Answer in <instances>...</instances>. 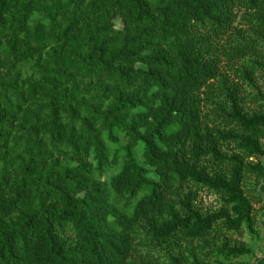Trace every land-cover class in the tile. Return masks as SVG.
Returning <instances> with one entry per match:
<instances>
[{"label": "trees", "instance_id": "16d2710c", "mask_svg": "<svg viewBox=\"0 0 264 264\" xmlns=\"http://www.w3.org/2000/svg\"><path fill=\"white\" fill-rule=\"evenodd\" d=\"M258 72L264 0H0V264H264Z\"/></svg>", "mask_w": 264, "mask_h": 264}, {"label": "rangeland", "instance_id": "374dc122", "mask_svg": "<svg viewBox=\"0 0 264 264\" xmlns=\"http://www.w3.org/2000/svg\"><path fill=\"white\" fill-rule=\"evenodd\" d=\"M240 21H242V18H240ZM240 27H246L244 26V23L242 22L237 23ZM117 25L120 26L121 22L117 20ZM224 74L228 75L231 81L239 82L241 93L243 95L247 94L248 91H251V86L246 83L242 79V75H238L236 72H234L231 69H228V66L225 64L223 68L221 69ZM260 73V74H259ZM255 82L258 86H260L262 89H264V73L258 72L257 75H255ZM245 111L248 113H254L258 112L263 107L260 105V103L253 102L250 99H246L244 102ZM264 162V156L260 158ZM262 181V180H261ZM255 183H257V180L254 177H251L248 182V191L253 192L254 188H256L259 192V194H256V200H253L254 205V214L256 216V220L260 222V220L264 219V190H262L259 187H256ZM260 197V198H259ZM196 203L198 207L201 209L202 212H214L219 210L222 207L221 199L216 194L208 193L206 191L199 194L198 198L196 199ZM255 234H252L248 230L246 226H243L241 232H236L229 234V241L231 245H245L249 247L253 252L246 253L241 256H238L234 258L231 262H238L240 264H254L257 257L262 256L263 253V242L260 238V236L263 235L260 227L256 224L254 227ZM260 235V236H259ZM223 238H219V242H221ZM217 259L222 260L223 258L218 257ZM228 260H224V262H227Z\"/></svg>", "mask_w": 264, "mask_h": 264}]
</instances>
